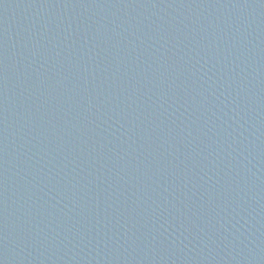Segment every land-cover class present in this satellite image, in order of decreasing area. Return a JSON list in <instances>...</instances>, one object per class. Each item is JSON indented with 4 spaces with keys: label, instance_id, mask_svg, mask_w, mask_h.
<instances>
[{
    "label": "water",
    "instance_id": "water-1",
    "mask_svg": "<svg viewBox=\"0 0 264 264\" xmlns=\"http://www.w3.org/2000/svg\"><path fill=\"white\" fill-rule=\"evenodd\" d=\"M0 264H264V0H0Z\"/></svg>",
    "mask_w": 264,
    "mask_h": 264
}]
</instances>
